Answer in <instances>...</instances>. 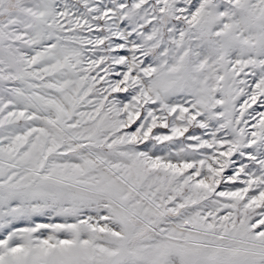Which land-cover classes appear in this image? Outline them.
Instances as JSON below:
<instances>
[{
	"label": "snow or ice",
	"instance_id": "snow-or-ice-1",
	"mask_svg": "<svg viewBox=\"0 0 264 264\" xmlns=\"http://www.w3.org/2000/svg\"><path fill=\"white\" fill-rule=\"evenodd\" d=\"M0 264H264V0H0Z\"/></svg>",
	"mask_w": 264,
	"mask_h": 264
}]
</instances>
